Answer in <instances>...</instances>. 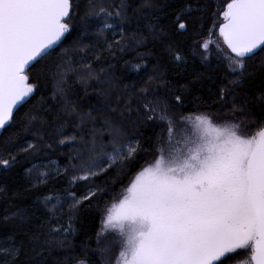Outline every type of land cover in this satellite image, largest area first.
Here are the masks:
<instances>
[{
	"label": "snow or ice",
	"instance_id": "snow-or-ice-1",
	"mask_svg": "<svg viewBox=\"0 0 264 264\" xmlns=\"http://www.w3.org/2000/svg\"><path fill=\"white\" fill-rule=\"evenodd\" d=\"M145 3L152 7L148 0ZM76 7L72 0H0V129L16 123V111L40 91L39 75L33 82L32 70L72 27ZM114 7L116 10L110 11ZM127 8V0H120L118 5L89 0L80 26L87 31L91 17H102L100 31H103L112 28L107 22L111 18L123 33ZM216 15L222 18L219 36L234 54L227 58L232 71L237 73L235 85L254 50L264 51V0H221ZM172 24L180 30L187 27L179 13ZM213 29H209V39L200 45L206 51L212 42L221 48ZM152 35L162 39L163 30H154ZM117 43H124L123 35ZM113 47L109 42L108 49ZM175 58L182 59L179 53ZM63 79L62 75L57 79L53 102L63 98ZM153 79L150 76L140 93L134 94L123 109L119 99L115 105L110 101L98 103L95 110L104 117L102 123L91 111H77L65 102L68 114L79 118L75 125L79 131L67 135L64 125H60L51 134L53 140L55 136L63 137L60 144L65 141L75 144L79 139L89 145L86 149L74 148V155H69L71 168L85 174L73 175L75 181L95 175L92 170L99 168L105 159L110 165L135 157L141 148L140 141L125 134V122L131 119L126 112H131L133 103L137 105L138 118L167 124V139L161 136L155 148L150 147L151 159L118 194L117 202L105 210V227L118 229L121 236L122 251L117 264L121 261L122 264H224L226 254L238 249L247 254L241 264H264V122H260L255 134L249 135L242 125L217 122L206 113H188L177 119L182 97L177 95L175 103L149 99L156 97L150 83ZM224 96L222 91L221 97ZM45 102L41 97L37 103ZM26 115H30L29 124L41 122L34 136L49 135L42 116ZM88 123L93 127L85 131ZM181 126L182 139L174 142V133ZM101 131L108 136L101 139ZM39 142H44L43 136ZM11 147L8 141L0 145V167L6 171L17 159L11 154ZM28 150L37 152L38 148L28 142L26 148L20 149ZM5 154L8 158H4ZM50 199L47 197L45 204ZM73 200L70 207L75 210L79 201L74 196Z\"/></svg>",
	"mask_w": 264,
	"mask_h": 264
},
{
	"label": "trees",
	"instance_id": "trees-1",
	"mask_svg": "<svg viewBox=\"0 0 264 264\" xmlns=\"http://www.w3.org/2000/svg\"><path fill=\"white\" fill-rule=\"evenodd\" d=\"M72 2L77 6L72 27L59 46L32 70L33 82L39 75L40 91L16 111L17 122L0 135V145L8 141L11 154L17 157L9 170L0 167V264H102L97 246L101 211L151 158L149 149H154L156 137L165 126L138 118L133 103L131 112H126L131 119L125 122V134L140 141L135 157L110 165L105 159L92 170L95 175L73 181V175L85 174L71 168L69 155H74V148L86 149L89 145L79 139L75 144H60L62 136L52 139L51 134L60 125H64L67 135L79 131L75 126L79 118L68 114L65 102L77 111H91L102 123L104 117L95 110L98 103L110 101L115 105L119 99L125 108L151 76L156 97L149 99L175 103L177 95L182 97L177 118L188 113L234 112L253 133L264 122V51L247 59L246 70L235 85L237 73H231L222 60L214 59L204 66L193 56L194 47L208 37L215 20L217 7L213 0H148L152 7L145 0H127L128 19L123 23V33L111 18L107 22L112 28L100 31L102 17H91L92 24L84 31L80 18L86 14L89 0ZM104 2L118 5L120 0ZM178 13L186 20L184 30L172 24ZM161 29L163 38L156 39L152 32ZM121 35L124 43L118 44ZM109 42L114 45L111 50ZM176 53L182 59L177 60ZM61 75L63 98L53 102L52 94ZM101 92L104 95H99ZM41 97L46 101L42 105L37 103ZM26 113L42 116L49 135L34 136L41 122L29 124L30 115ZM92 127L88 123L85 131ZM99 136L103 139L108 133L101 131ZM28 142L38 151H20ZM4 158H8L6 154ZM73 196L79 201L75 210L70 207ZM47 197L51 199L45 204ZM231 258L228 256L224 264Z\"/></svg>",
	"mask_w": 264,
	"mask_h": 264
},
{
	"label": "rangeland",
	"instance_id": "rangeland-1",
	"mask_svg": "<svg viewBox=\"0 0 264 264\" xmlns=\"http://www.w3.org/2000/svg\"><path fill=\"white\" fill-rule=\"evenodd\" d=\"M213 2L216 4V7H217L216 14H217L221 9V0H213ZM216 14H215V20H214V22H216L215 28L213 29V25H214V22H213L211 29L214 30V39L219 40L221 48H217L215 42H212L210 43L209 50L206 51L205 49L200 47V45L204 42L203 40V41L198 42V44L194 47L193 56L196 59H198L204 66H208L211 60H214V59L222 60L227 65L228 70L231 73L236 74L232 71V68L230 67V60L227 58L228 55H231V54L229 53L227 48L222 43L221 37L219 36L218 25H219V21L222 20V18H218ZM206 39H209V35L207 38H205V40ZM200 113H206V114L211 115L217 122L228 121L232 124H240L243 126V129L248 132L249 135L255 134L253 132H250L249 128L245 126V124L242 122L241 118L239 117L237 113H234V112H226V113L198 112L195 114H200ZM182 133H183V126L178 127L174 133V138H175L174 142L175 140L182 139ZM167 135H168L167 124H165V126H162L159 135L156 137L155 146L158 143L159 137L163 136L164 139H167ZM127 186L128 184L125 187L121 188L116 193L114 198L110 201V203H108L101 211L100 226H99V231H98V236H97V246H98V256L102 264H117L118 258L120 257V253L122 251V242H121V236L119 234V230L115 228L105 227L104 221L107 219V213L105 211L106 208H111L112 204L117 202L115 198L118 196V194L122 193ZM228 256H233V258L227 260L228 262L226 264H241V262H245L247 259V254L243 250H239V249L236 251V253L226 254V257ZM121 264H122V261H121Z\"/></svg>",
	"mask_w": 264,
	"mask_h": 264
},
{
	"label": "water",
	"instance_id": "water-1",
	"mask_svg": "<svg viewBox=\"0 0 264 264\" xmlns=\"http://www.w3.org/2000/svg\"><path fill=\"white\" fill-rule=\"evenodd\" d=\"M64 37H65V34H64L63 37H61V40H60V41H57L56 44H54V45L51 46V48L49 49L48 53H49L50 51L54 50L55 48H57V46H59V44L64 40ZM221 40H222V43H223V39H222V37H221ZM223 44H224V43H223ZM224 46L227 48L226 45H224ZM227 50H228L229 53H230V50H229V49H227ZM259 50H260L259 48L256 49V50H254V53L256 54ZM230 54H231V53H230ZM255 54H254V55H255ZM231 55H234V54H231ZM254 55H251L250 57H252V56H254ZM39 60H40V59H39ZM32 96H33V95H32ZM32 96H30L29 99H30ZM29 99H28V100H29ZM24 104H25V103H24ZM24 104H23V105H24ZM19 108H20V107H19ZM2 131H3V129H0V135H1Z\"/></svg>",
	"mask_w": 264,
	"mask_h": 264
}]
</instances>
